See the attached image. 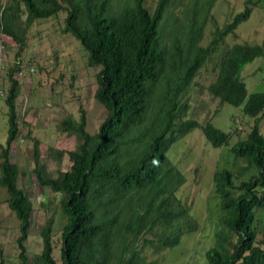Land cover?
Returning <instances> with one entry per match:
<instances>
[{
    "label": "trees",
    "instance_id": "16d2710c",
    "mask_svg": "<svg viewBox=\"0 0 264 264\" xmlns=\"http://www.w3.org/2000/svg\"><path fill=\"white\" fill-rule=\"evenodd\" d=\"M214 1L157 0L150 12L145 0H0V33L17 46V57L35 21L65 12L62 31L87 53V66L99 67L93 96L106 112L93 133L85 128L82 110L78 119L61 120L60 130L74 138V147L48 148L49 159H68V167L55 176L40 163L39 141L34 139L35 183L61 196L65 221L60 263L53 257V218L41 226V250L29 260L23 242L33 206L17 184L23 172L9 159L10 145L19 134L17 74L23 62L17 59L8 68V135L0 152V186L19 221L17 264H158L163 252L196 228L178 194L185 174L167 150L197 127L214 148L228 143L230 134L210 122L200 126L180 117V98L217 54V75L207 90L220 105L242 107L254 124L230 148L243 165L213 174L221 215L214 243L204 256L206 264H264V218L258 217L264 209V136L258 129L264 93L248 94L239 76L264 49L235 43L219 52L228 33L237 38L234 29L249 17L251 7L218 27L210 14ZM209 21L214 30L203 46ZM2 52L4 57V45Z\"/></svg>",
    "mask_w": 264,
    "mask_h": 264
},
{
    "label": "rangeland",
    "instance_id": "374dc122",
    "mask_svg": "<svg viewBox=\"0 0 264 264\" xmlns=\"http://www.w3.org/2000/svg\"><path fill=\"white\" fill-rule=\"evenodd\" d=\"M156 2L145 0V6L152 12ZM247 7H251L249 17L234 29L237 38L228 33L219 52L235 43L263 45L264 49V0H251L249 4L245 0H215L210 14L214 24L222 27ZM65 15V12H59L35 21L27 31L24 48L18 57L14 42L0 33V46L3 44L5 48V56L0 59V90L5 96L9 89L7 70L17 59L24 65L30 63L34 68V73L25 77L17 79L15 76L19 82L16 99L19 134L9 149L10 162L23 172L19 176L18 187L28 195L33 206L31 224L23 245L26 256L31 260L41 250V226L47 218H53V257L57 263H60V235L65 221L59 207L61 196L35 183L32 175L33 141H39L40 163L55 176L57 171L68 167V159H49L48 148L67 151L74 147V138L60 130L61 120L66 116L78 119L82 110L86 117L85 128L93 133L106 116L93 96L99 67L87 66V53L72 35L62 31ZM21 19H25L24 14ZM206 26L201 41L203 46L209 43L214 30L211 21ZM219 57L214 55L198 71L187 93L180 98L179 103L184 106L180 117L182 120H195L200 126L210 122L215 128L230 134V138L226 145L214 148L206 140L201 127H197L175 140L167 150L168 158L185 174L186 183L178 194L196 228L183 235L177 246L163 252L158 264H206L204 254L214 243L221 215L214 193L213 174L222 168L233 172L243 165L242 160L232 156L230 148L250 132L253 118L247 117L242 107L228 103L220 105L219 100L207 90L217 75L214 64ZM239 76L248 94L264 93V55L244 65ZM258 129L264 136V110L259 115ZM7 135V106L4 97H0V152L6 147ZM7 197L5 188L0 186V264H17L19 221L7 205ZM258 217L264 218V209Z\"/></svg>",
    "mask_w": 264,
    "mask_h": 264
},
{
    "label": "built area",
    "instance_id": "2783aa9c",
    "mask_svg": "<svg viewBox=\"0 0 264 264\" xmlns=\"http://www.w3.org/2000/svg\"><path fill=\"white\" fill-rule=\"evenodd\" d=\"M1 54H2V47L0 46V59H2L1 58L2 57ZM33 72H34V69L27 65L25 67L24 66L21 67V69L18 72V75L19 76H24L26 74H31ZM2 96H4V92L0 90V97H2Z\"/></svg>",
    "mask_w": 264,
    "mask_h": 264
},
{
    "label": "clouds",
    "instance_id": "9594fccd",
    "mask_svg": "<svg viewBox=\"0 0 264 264\" xmlns=\"http://www.w3.org/2000/svg\"><path fill=\"white\" fill-rule=\"evenodd\" d=\"M1 47H2V50H3V45H2ZM1 55H2V54H1ZM2 57H3V55H2ZM27 65L30 66V67H32L29 63H28ZM27 65H24V64H23L22 66L25 67V66H27ZM32 68H33V67H32ZM33 69H34V68H33ZM33 73H34V72H33ZM31 74H32V73H31ZM17 75H18V74H17ZM26 75H29V74H26ZM26 75H24V76H19V75H18V76L22 78V77H25ZM4 96H5V94H4ZM4 96H2V97H4Z\"/></svg>",
    "mask_w": 264,
    "mask_h": 264
}]
</instances>
